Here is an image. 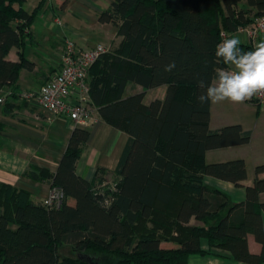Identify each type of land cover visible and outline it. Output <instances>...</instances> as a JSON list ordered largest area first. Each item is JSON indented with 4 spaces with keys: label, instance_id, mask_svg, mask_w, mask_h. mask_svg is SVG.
Segmentation results:
<instances>
[{
    "label": "trees",
    "instance_id": "trees-1",
    "mask_svg": "<svg viewBox=\"0 0 264 264\" xmlns=\"http://www.w3.org/2000/svg\"><path fill=\"white\" fill-rule=\"evenodd\" d=\"M25 2L0 0L5 113L21 97V70L35 66L25 47L45 0L32 12ZM263 13L264 0H112L99 20L115 25L123 39L91 66L89 84L101 118L129 134L114 172L116 186L100 187L103 168L92 177L77 173L90 129L75 126L56 171L24 173L58 187L63 193L58 204L46 205L28 189L0 182V264H187L193 253L226 256L218 250L262 264L264 164L255 167L242 202L204 181L211 175L243 186L245 159L207 162L205 156L209 149L249 143L252 131L240 123L211 129V103L200 104L196 97L197 80H210L215 69L226 67L215 56L222 31L233 33ZM13 46L17 60L8 57ZM172 61L176 68L166 72ZM130 82L143 90L125 96ZM164 84L163 99L144 102L147 89ZM3 128L0 121V133ZM192 218L201 223L191 224ZM249 234L261 242L259 253L250 250ZM163 241L177 246L164 247Z\"/></svg>",
    "mask_w": 264,
    "mask_h": 264
},
{
    "label": "crops",
    "instance_id": "crops-1",
    "mask_svg": "<svg viewBox=\"0 0 264 264\" xmlns=\"http://www.w3.org/2000/svg\"><path fill=\"white\" fill-rule=\"evenodd\" d=\"M40 1L26 0L24 7L32 12ZM111 3L112 0H45L30 25L31 37L27 38L25 47L26 57L34 62L35 66L31 70H21L17 83L19 90L37 91L47 81L49 74L59 69L66 38L85 47L97 43L104 44L109 50L118 47L123 36L117 33V27L99 20V14ZM233 36H238L241 43H248L244 34L231 33L229 38ZM18 51V47L13 46L9 50V59L17 60ZM167 88L164 84L147 89L144 102L150 103L156 98L163 99ZM142 90L141 85L130 82L126 87L125 96ZM4 95L5 90L0 89V97ZM14 102L16 107L10 113H5L2 110L3 103H0V121L4 125L0 133V182L28 189L35 200H43L51 189L50 181L33 180L24 173L37 171L41 167L56 171L74 125L66 117L43 108L36 99L26 100L19 97ZM210 110L211 129L240 123L245 129L252 131L249 143L209 149L205 156L207 162L245 159L248 175L242 182L243 186L211 175L204 176L206 184L228 194L232 202H242L247 196L245 186L254 181L255 167L264 164V126L262 136L258 138L255 128L247 127L241 119L235 121L227 114L219 112L217 104H210ZM257 114L258 120L263 118L264 104L258 108ZM95 118L93 126L88 127L90 137L77 162V173L92 177L98 168H103L106 170L105 176H114L129 134L103 120L98 110L95 111ZM260 176L264 177V172L260 173ZM260 197L264 201V193ZM69 201L72 202L71 199ZM190 223L201 222L192 218ZM248 243L253 253L261 251L262 244L253 234L248 235ZM161 245L177 246L168 241H163ZM204 246L207 247L205 242ZM218 251L226 256L193 253L189 255L187 264H248L232 258L226 250Z\"/></svg>",
    "mask_w": 264,
    "mask_h": 264
},
{
    "label": "built area",
    "instance_id": "built-area-1",
    "mask_svg": "<svg viewBox=\"0 0 264 264\" xmlns=\"http://www.w3.org/2000/svg\"><path fill=\"white\" fill-rule=\"evenodd\" d=\"M233 33L244 34L252 47L264 40V13L252 22L239 26ZM231 34V33H230ZM222 31L223 39L229 38ZM108 51V48L97 43L90 47L80 46L74 40L66 38L59 69L53 71L47 81L37 90L21 91V98L36 99L39 104L52 113L66 117L75 126L91 127L96 121V105L90 94L89 70L91 66ZM258 104H264V96L251 99ZM5 97H0L4 102ZM109 186L114 189L116 182L103 181L100 187ZM58 187H51L49 195L44 199L46 205L58 204L62 197Z\"/></svg>",
    "mask_w": 264,
    "mask_h": 264
},
{
    "label": "clouds",
    "instance_id": "clouds-1",
    "mask_svg": "<svg viewBox=\"0 0 264 264\" xmlns=\"http://www.w3.org/2000/svg\"><path fill=\"white\" fill-rule=\"evenodd\" d=\"M215 56L226 67L215 69L210 80H197L196 99L200 104H242L264 96V40L246 51L238 36L225 38L215 46ZM175 68L176 63L172 61L164 70L172 72Z\"/></svg>",
    "mask_w": 264,
    "mask_h": 264
},
{
    "label": "rangeland",
    "instance_id": "rangeland-1",
    "mask_svg": "<svg viewBox=\"0 0 264 264\" xmlns=\"http://www.w3.org/2000/svg\"><path fill=\"white\" fill-rule=\"evenodd\" d=\"M218 111L227 114L230 118L241 119L247 127L255 128L257 130V136L260 138L263 132L264 116L262 119H257V110L259 106L256 102L249 100L242 104H234L229 102H223L217 104ZM116 177L111 175L102 176V181L113 182ZM51 191V189H50ZM49 191V193H50ZM49 195V194H48Z\"/></svg>",
    "mask_w": 264,
    "mask_h": 264
},
{
    "label": "water",
    "instance_id": "water-1",
    "mask_svg": "<svg viewBox=\"0 0 264 264\" xmlns=\"http://www.w3.org/2000/svg\"><path fill=\"white\" fill-rule=\"evenodd\" d=\"M80 256H81L82 258L89 259L88 256L85 255V254H80Z\"/></svg>",
    "mask_w": 264,
    "mask_h": 264
}]
</instances>
